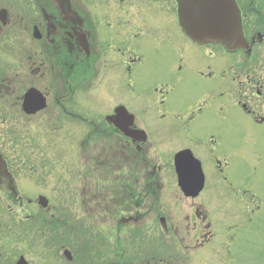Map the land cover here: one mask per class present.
I'll use <instances>...</instances> for the list:
<instances>
[{
	"label": "flooded vegetation",
	"instance_id": "flooded-vegetation-1",
	"mask_svg": "<svg viewBox=\"0 0 264 264\" xmlns=\"http://www.w3.org/2000/svg\"><path fill=\"white\" fill-rule=\"evenodd\" d=\"M108 1L112 4L109 8L113 14V18L106 22L108 28L102 22V17L100 22L98 16L88 8L86 0H32L26 15L15 17L8 8L0 7V44H10L8 51L14 62L10 76L7 68L0 69V93L2 89L11 90L13 94L15 87L11 77L18 76L16 69L21 64L24 68L26 66L29 87L22 95L15 97L16 109L22 112L23 117L29 118L46 113L47 118L54 120L55 127L56 120L66 121L70 118L80 123L86 121L92 131L87 136H97L102 140L100 150L101 154H105L104 158L99 157V152L94 156L90 174L106 166L107 176V183L103 184L102 180V183L99 181L102 177L91 180L93 175L89 177L87 173L84 176L80 173L78 193L69 195L55 188L50 195H44L46 200L43 204L40 203L41 194L29 197L19 191L2 192L4 198L11 202L15 217H11V224H0V264H95L92 262V258H95L93 254L103 256V253L108 258L103 264H181L185 262L181 258L184 259L191 247L194 249L203 245L212 235L211 228L217 227L216 222L222 221L221 229L227 233L230 242H234V238L242 242L238 235L242 234L244 217L249 216L248 219L253 222L252 216L258 214L255 199L258 194L249 188V182L239 175H226L231 167L228 160L237 154V150L227 148V119L238 126L241 134L244 133L242 119H233L232 114L227 113L226 95L228 92L232 94L231 90H227L228 85L233 87V91L237 84L240 85L234 91L237 94L234 104L241 106L250 124H259L264 131V66L205 62V57L209 56L210 59L215 54L211 50L206 53L200 49L201 46L182 33L178 25L174 31L170 27L171 22L164 21L172 33L167 31L160 35L161 25L156 24L161 22L160 16L157 19L153 16L148 21L146 18L139 20V13L145 5L147 13L156 14L163 5L168 11H174L176 17L174 0ZM237 1L245 22L247 12L253 8L249 6L250 2L244 4V1ZM22 27L31 37L28 45L22 47L18 42L8 43L16 40L14 33ZM163 27L167 29L165 24ZM178 38L188 46L198 48V52L195 50L196 61L200 63H171L166 64L164 69L154 71L147 81L149 85L142 88L144 92L139 94L143 105L136 107L137 112H132L135 106L130 105L131 92H135V88H132L135 85L136 65L141 64L145 57L142 55L143 47L147 41L152 45L171 44L173 50L169 58L172 62L175 57L184 61V53L193 49L178 46ZM107 46L110 48L109 56ZM152 50L155 55L160 51L157 48ZM242 52L236 53L242 55ZM185 56L187 62L194 57L186 53ZM5 69L7 73L3 71ZM108 72L116 76L114 79L119 87L117 95L125 99L113 103L109 113L97 112L92 116L84 110L81 98L77 101L75 96L84 91L98 90ZM147 74L146 71L144 77ZM202 82L205 83L198 85ZM186 84H191L189 95L183 97L181 91H176ZM31 88L39 92V100L32 98V105L34 101L44 102L43 108L35 113H27L23 108L24 94ZM153 101V111L148 112L149 103ZM208 109L211 111L206 116ZM19 117L15 113V118ZM79 140L78 146L81 147L88 141L82 137ZM167 144H173L172 151L160 156L159 149ZM46 146L50 145H43V149L46 150ZM152 151H156V158ZM260 152L258 158L263 161L264 150ZM59 154L56 157L59 158ZM191 156L200 161L205 174L204 186L197 193L188 184L193 178L191 172H188L186 183L178 170L179 162L190 166L191 171L195 169L193 163L196 162L190 159ZM9 180L7 174H0V187H4ZM88 181L92 182L90 188L82 187ZM98 189L102 191L99 195L109 194L111 206H119L120 217L114 222L108 217L103 218L101 224H84L77 221L78 218L72 223L71 209H67L66 200L87 194L90 199L96 198L99 206ZM163 189L167 190L165 194L170 195L172 201L162 195ZM208 192L205 198L207 207L204 209L200 202L195 201ZM243 201L248 204L245 209ZM30 205L35 206L36 210ZM182 207L187 208V215ZM0 210V214H4V209ZM212 212L215 217L221 215V218L218 216L213 220ZM232 216L234 218L230 220ZM3 227L7 228L6 232L10 233L11 238L4 234ZM183 231L184 234L181 233ZM34 232L44 239L40 241L43 248L38 251H33ZM149 233H155L156 238L153 239ZM145 236L150 244L145 243ZM10 239L18 247H10L3 242ZM165 239L170 247L163 244ZM114 241L118 243V253L114 250ZM101 243L107 247V252L93 249ZM141 244L147 246L146 249L141 248ZM47 250L52 253L50 256L46 255ZM66 251L70 252L71 257L67 256ZM31 254L33 257H30Z\"/></svg>",
	"mask_w": 264,
	"mask_h": 264
},
{
	"label": "rangeland",
	"instance_id": "rangeland-1",
	"mask_svg": "<svg viewBox=\"0 0 264 264\" xmlns=\"http://www.w3.org/2000/svg\"><path fill=\"white\" fill-rule=\"evenodd\" d=\"M86 1L88 3V8L98 16L100 22L101 17L104 24H106L107 21L113 18V14L111 13L109 8L112 5L110 1ZM240 1H244V4H249L250 2L249 6H252V8L254 7V10H250L247 12V17L244 22L245 34L247 39L250 40L251 37L256 38L255 44L250 46L251 56L248 58V55H246L245 52H242V48L240 49L243 53L241 55L240 53H236L238 51H232L231 53H229V50L225 51L222 45H211L209 43L201 46L200 49H203L204 52L207 51L206 53L211 50L215 55L212 54L210 59L209 56L205 57V62L213 64L215 63L217 65L222 63H226L227 65L240 62L242 63V65L259 64L261 66H264V40L257 38L258 34L264 35V21L262 20L264 19V0ZM31 3L32 0H0V7L8 8L9 12L14 17L17 15L23 16L26 15L28 6ZM146 6L147 5H145V7L142 8L141 12L139 13V20L142 21V19L146 18V20L148 21L153 16L155 17V19L160 16L161 22L156 23L157 25H161L160 33L162 34L160 35L165 34L167 31L172 33L171 29L166 23H164V21L171 22L172 26L170 27L174 31H176L175 26L177 24L174 11H168L165 6L159 5L160 9L156 14L147 13ZM152 8L154 9V7ZM164 24L166 25L167 29L164 28L165 26L163 27ZM25 32L26 31L24 27L19 28V30L17 29V31L14 33L16 40H13L11 42L9 41L8 43L16 44L18 42V44L22 47H24L26 44L28 45L31 37L29 38V35H27ZM261 40L263 41L260 42ZM182 42L183 41L178 38V46H182V48L186 49H193L192 51H186V49V52L184 51L190 56L194 55L193 59L190 62L186 61L187 58L185 56V53L183 56L184 61H179L177 57H175V61L172 62V60L169 58L173 50V46L171 44L163 43L162 45H152L147 41V44L143 47L142 53V55L145 56L144 60L141 64L136 65V76H134L135 85H133L134 87L132 88H135V92H131L132 97L130 98V105L135 106V109H131L132 112H137V108L140 105H143V99H141L142 96H139V94H142L144 92L142 88L149 85L147 81L151 79L154 71L164 69V66H166V64L171 63H200V61H196V53L198 52V48L188 46L187 44H185V42ZM188 42L189 41H187V43ZM9 47H11L10 44H0V69L2 70L4 68H7L9 73L8 75L10 76L14 62L10 55L11 53L9 52ZM107 48L109 49V56L111 54L110 48L109 46H107ZM152 48L160 49L158 55H155ZM23 63L26 64V62ZM26 69V66L24 68L21 64L18 69H16L18 71V76L11 77V79H13L12 83H14L13 85L15 87L13 94H11V90H6V92L2 91V89L0 93V152L3 154L4 158L7 161L8 170L14 179L16 189L19 191V193L28 195L29 197H35L38 194L50 195V193L53 192V189L55 188H58V190L60 188L63 192H67L69 195H73L74 192L78 193V188H80V182L78 181V175H80V173H82L83 176L85 175V173H87L89 177H91L90 175H93V178L91 180H96L97 178L102 177L99 178L100 183L103 182V184H106V166L100 168L93 174H90L91 166L95 161L94 156H97L98 152V154H101L100 149L101 144L103 146V142L102 140H99L97 136H87L90 135L92 131L90 125L86 121L80 123L78 120L76 121L75 119L70 118H68L66 121L56 120L55 127L53 124L54 120L47 118L46 113L43 115H38L35 118H29L23 117L22 112L16 109V106L14 105L15 97L17 95H22L26 88L29 87V79L27 78ZM3 71L6 72V69ZM146 71L148 74L144 77ZM261 74L262 73L260 72V75ZM115 77L116 76L114 74L111 75L108 72V75L102 87H100L98 90H95L94 92H90V90H88L87 92L84 91L85 93H76L77 95L75 96V100L78 101L81 98L80 101L82 102L81 105H83L84 110L89 111L90 113L88 114H91L92 116H95V114L92 113L97 112L104 114L109 113L110 111H112L113 103H118L122 99H125V97L117 95L119 87L117 86V83L114 79ZM8 80H10V78H8ZM71 80L72 82L75 81L73 79ZM204 83L205 82H202L198 85H203ZM190 86L191 84L181 85L177 88L176 92L181 91L183 93L182 96L186 97L187 95H189ZM138 87L140 88V90L138 89ZM236 87L237 88H235V90H238L240 85L237 84ZM227 90L232 91V94L228 92L226 95L228 103L227 113L232 114L233 119H242V131L244 133L241 134L237 129L238 126L227 119V148L237 150V154L234 158H231L232 160H228L229 162L231 161V167L227 169L226 175H230L231 177L239 175L242 179H245L249 182V188H251L254 193L256 192L258 194V196L256 195L255 198L259 207L258 214L252 216V218L254 219L253 222H250V220L248 219L249 216L244 217L243 231L242 234L239 233L238 235L239 237H241L242 242H237L235 238L233 239L234 242H230V239L226 236L227 233H225V231L221 229L222 221L216 222L217 227L211 228L212 235L206 239L203 245H198L194 249H192L191 247L190 252H187L185 254L186 256L184 257V259L181 258V261L185 260V262L181 264H264V160L262 161V158H258V154H261L260 151L264 150V131L260 128L259 124H257V126H253L252 124H250L245 111L239 104H234L233 100L235 98V95L237 94L234 93L235 90L233 91V87L228 85ZM75 100H73V104L75 103ZM154 102L155 101L150 103L148 102L150 105L148 108V110L150 111L148 112L153 111ZM72 103L71 105H73ZM258 104L259 103H257V106ZM210 111V109L206 111V116L210 113ZM15 113L20 115L18 119L15 118ZM59 125H61L62 127L57 128ZM81 137L88 140L83 147L78 146L80 141L79 139ZM87 137L89 139H87ZM169 143L170 142H168V144ZM168 144L162 146L159 149L160 156L161 154H170L173 144L171 146H168ZM43 145L50 146H46L47 149L45 150L42 147ZM52 146L55 149L54 151H52ZM57 153H60L59 158L56 157ZM151 153L153 157L155 156L156 158V151H152ZM99 157L104 158L105 154H101ZM7 178H10V176L7 175ZM91 185L92 182L88 181L87 183L82 184V187L86 186V189H88ZM105 188L107 189L106 185ZM81 189L83 191V188ZM97 191V198L99 197L98 201H100L99 206L96 203L97 199H90L89 195L87 194L80 195V197L78 196V198L66 200L67 209H71L70 216L73 219L72 223H75L76 218H78L77 221H82L84 222V224L88 223L90 225L93 222H95L96 224H101L100 222L101 220H103V218L108 217V219H111L114 222V220H117L120 217L119 206H111L109 204V194L104 193L99 195V192L101 193L102 191H100L99 189ZM166 191V189H163L161 191L162 195H165V198L167 197L169 201H172V197L165 194ZM2 192H11L7 184H5L4 187H0V209H4V214H0V224L2 223L3 225H6V223L11 224L10 220L15 217V210L13 209L12 205H10L11 202L7 201L4 198ZM208 194L209 192L195 201L196 203L200 202L203 205L204 209L207 207L206 205L208 201L206 202L205 198L208 196ZM243 205L244 209L246 208V205L248 206L246 201H243ZM239 206L240 204L235 207L238 208ZM186 207L188 206L186 205ZM186 207H182V209H185V211L183 212L187 215ZM30 208L36 210L35 206L30 205ZM17 209L21 210L19 208ZM18 213L22 214L21 212ZM25 213L28 212L25 211ZM29 213H31V210H29ZM212 215L214 220V212H212ZM19 216L21 217L23 215ZM218 216L221 218V215H217L215 218H218ZM233 218L234 217L232 216L230 220H233ZM230 220L228 222H230ZM205 223H207V221ZM2 229H4V234L7 233V238H9L8 235H10V233L6 232L7 228L3 227ZM90 233L92 234L93 230H91ZM181 233L184 234V231ZM148 235L152 236L153 239L156 238L155 233H149ZM36 236L37 234L36 232H34L35 247L33 248V251H38L40 248H43V245L41 244L42 242L40 241H43L44 239H40L38 236ZM143 239L146 240V244H150L146 236L143 237ZM167 241L168 240L165 239V242L163 241V244L166 247H170V244H168ZM3 242L10 247L14 245V247H18V244L11 242V239L4 240ZM117 244L118 243L114 241V250L116 251V253L120 252L119 248H117ZM119 245L121 246V243ZM10 247L8 249L11 250ZM142 247L146 249L147 246L141 244V248ZM93 249H95V251L101 249L103 252H107V247L104 246L103 243H101L99 247L95 246ZM131 252L133 253V250H131ZM51 254L52 253L47 250L46 255L50 256ZM102 255L103 256H96V254H93V257L95 258H92V262L94 261L95 264H102L107 262L106 259L108 258H106V254L103 253ZM30 257H33V255L31 254ZM40 257H42V254Z\"/></svg>",
	"mask_w": 264,
	"mask_h": 264
},
{
	"label": "water",
	"instance_id": "water-1",
	"mask_svg": "<svg viewBox=\"0 0 264 264\" xmlns=\"http://www.w3.org/2000/svg\"><path fill=\"white\" fill-rule=\"evenodd\" d=\"M175 1L179 27L194 41L200 44L222 43L228 49L248 46L242 23V13L236 0ZM35 95L37 93L32 90L25 96L24 109L27 112H33L41 106L34 107L36 101L33 105L29 104ZM1 163L0 159V170H2ZM182 170L183 167L180 166V173ZM199 180L201 181L202 177Z\"/></svg>",
	"mask_w": 264,
	"mask_h": 264
}]
</instances>
